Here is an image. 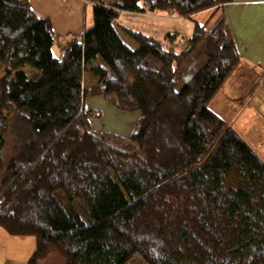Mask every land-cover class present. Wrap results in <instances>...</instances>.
I'll return each instance as SVG.
<instances>
[{"label": "trees", "instance_id": "trees-1", "mask_svg": "<svg viewBox=\"0 0 264 264\" xmlns=\"http://www.w3.org/2000/svg\"><path fill=\"white\" fill-rule=\"evenodd\" d=\"M82 1L92 28L55 57L51 20L0 0V228L34 238L27 264H264V161L208 107L239 62L221 10L232 0ZM147 11L210 15L182 51L167 46L177 34L121 27L131 48L114 20ZM90 94L139 113L138 131H88Z\"/></svg>", "mask_w": 264, "mask_h": 264}, {"label": "crops", "instance_id": "crops-1", "mask_svg": "<svg viewBox=\"0 0 264 264\" xmlns=\"http://www.w3.org/2000/svg\"><path fill=\"white\" fill-rule=\"evenodd\" d=\"M29 1L39 16L51 20L52 29L58 38L72 34L76 37L81 36L85 31V27L81 25L83 12L88 4L84 1ZM221 10L239 62L228 80L211 99L208 107L231 126L252 150L255 149L256 144H259L257 145L259 149H264V145L258 142L260 140L254 131L257 128L255 123L264 120V0H232L224 4ZM98 100L102 102L100 107L103 104L107 105L114 111L115 114L112 115L119 117L120 126L116 128L122 132H125L123 118L126 120L140 118L136 112L127 114L113 110L111 104L104 98ZM126 126L129 124L127 123ZM126 264L146 263L136 257Z\"/></svg>", "mask_w": 264, "mask_h": 264}, {"label": "rangeland", "instance_id": "rangeland-1", "mask_svg": "<svg viewBox=\"0 0 264 264\" xmlns=\"http://www.w3.org/2000/svg\"><path fill=\"white\" fill-rule=\"evenodd\" d=\"M210 13L202 12V14H198L193 17L192 20H185L182 18H177L175 15L166 13V12H146L144 14H132V13H121L120 17L116 20H114L113 26H115L119 37L123 40L125 44L130 46L131 48H134V43L128 37L125 35L122 30H120L121 27L131 29L132 31H139L145 35H149L153 37L156 40H164V38L168 34H177V37L175 38L174 42L167 45L169 48H174L177 51H182L187 47L186 41L192 37V32L194 29V22H198L200 24H203L204 21L208 18ZM83 22L82 27H85V31L92 28L93 22H94V16H93V5H87L86 9L83 12ZM217 21L214 20V23L209 26L208 29L214 26V24ZM58 37V36H57ZM74 37V35H70L68 37H64L59 39L53 46L52 51L54 53L55 57L60 56V46L65 44L66 41H70L71 38ZM76 37V36H75ZM78 37V36H77ZM101 62V60H100ZM205 61H202L201 63H204ZM2 75V70L0 69V76ZM190 77H187L184 81L179 84L178 89L183 87V84L188 81ZM83 82L86 85L87 90L90 92L94 86H96V79L91 75L90 72H86L84 76ZM93 95H88L83 105L85 106L86 110L88 111H97L99 112V117L91 118L86 123V128L88 131H92L93 133H114L118 137H124L129 138L132 133L135 131L137 132L139 129V120L137 118H129V120L124 119L123 126L125 127V132H122L120 129H117V127L120 126L119 117H115L112 114H115L114 111L109 109V107L105 104H103L102 107H100L102 102H99L98 96L95 99H92ZM97 99V100H96ZM96 101V102H95ZM98 101V102H97ZM95 102V103H94ZM97 103V104H96ZM94 104V105H93ZM113 110H115L113 108ZM116 111V110H115ZM118 112V111H117ZM129 114V113H127ZM138 116H140L139 113ZM118 121V122H117ZM127 123L129 126H126ZM252 124V123H251ZM258 124V125H256ZM253 126V124H252ZM254 131H256V136L260 140L259 143L264 145V120L259 121V123H255ZM115 130H118L115 131ZM6 139V146L3 150V160L4 164L9 160V158L14 154L13 148L15 144L17 143L15 140V137L8 131V133L5 136ZM118 146L122 147V144L119 142H116ZM255 147V152L262 158L264 161V149H259V147ZM35 248V241L33 237H16V236H10L4 231L2 228H0V264H27L29 258L34 253ZM136 259V256L135 258Z\"/></svg>", "mask_w": 264, "mask_h": 264}]
</instances>
